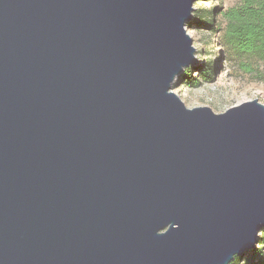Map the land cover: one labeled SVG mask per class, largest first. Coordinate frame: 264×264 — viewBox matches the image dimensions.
Wrapping results in <instances>:
<instances>
[{"label": "water", "instance_id": "95a60500", "mask_svg": "<svg viewBox=\"0 0 264 264\" xmlns=\"http://www.w3.org/2000/svg\"><path fill=\"white\" fill-rule=\"evenodd\" d=\"M199 0H0V264H230L264 229V103L173 91ZM205 1V0H204Z\"/></svg>", "mask_w": 264, "mask_h": 264}, {"label": "rangeland", "instance_id": "374dc122", "mask_svg": "<svg viewBox=\"0 0 264 264\" xmlns=\"http://www.w3.org/2000/svg\"><path fill=\"white\" fill-rule=\"evenodd\" d=\"M238 4L240 0H203V3L199 1L194 5V14L207 11L212 15V10L216 9L213 13V30L207 26L187 25L199 64H210L214 75L212 80H207L196 72L195 83L174 84L173 91L180 95L189 108L208 106L215 113H222L232 106L256 98L264 103V81L240 67L243 63L255 62L254 59L237 55L224 38L226 21L223 13Z\"/></svg>", "mask_w": 264, "mask_h": 264}, {"label": "trees", "instance_id": "16d2710c", "mask_svg": "<svg viewBox=\"0 0 264 264\" xmlns=\"http://www.w3.org/2000/svg\"><path fill=\"white\" fill-rule=\"evenodd\" d=\"M199 1L203 3V0ZM214 11L216 9L212 10V15L207 11L194 14L188 25L207 26L213 30ZM223 17L226 21L224 33L226 43L237 55L252 58L255 61L241 64V69L264 81V0H240L237 6L226 9ZM196 72L207 80L213 79V67L204 63L194 68H187L181 75V79L187 85L193 84L197 80L194 75ZM230 264H264V229L260 233L256 246L245 255L236 256Z\"/></svg>", "mask_w": 264, "mask_h": 264}]
</instances>
